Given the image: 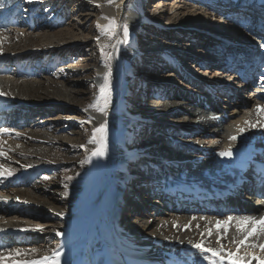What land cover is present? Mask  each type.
Segmentation results:
<instances>
[{"label": "bare ground", "instance_id": "obj_1", "mask_svg": "<svg viewBox=\"0 0 264 264\" xmlns=\"http://www.w3.org/2000/svg\"><path fill=\"white\" fill-rule=\"evenodd\" d=\"M208 1L152 0L150 4H153L154 7H150V5H145V0H111V2L110 0H32L31 3H27L25 0H0V56L7 52L21 53L29 50L32 52L39 50L44 54L50 53L52 50L63 52L67 48L75 46V43L77 44L80 40L91 36L87 19L92 14H94L95 21L101 31L105 29L106 24L110 23V20L114 19L124 21L130 28L144 27L147 23L162 25L164 28L158 29L156 33L167 37L165 49L154 46L153 50H149L143 44L141 48L134 45L128 46L122 51V59L131 60L142 57V59H159L164 63L171 61L169 65L164 64L163 69H153V77L167 85L183 88L184 92L190 94L205 93L210 97L211 110L209 102H204L201 105L194 103L192 107L196 109L208 107L210 111L214 112V115L221 117L222 112V117H226L224 125L231 130L230 133L228 132L229 134L225 133L224 129L215 130V120L210 117L208 123H203L200 130L195 131L196 129H194L195 132L190 133L186 139L182 140L183 145L178 148L181 154L170 162L171 168L176 167L177 170L174 174L167 175L162 185L157 187L158 189L150 190L152 198L149 201L153 204L150 209L152 213L148 216L142 215L138 222L130 225L128 219L132 218V215L127 212L128 214L123 215L124 218L128 215V219L123 223L126 229L123 230L120 226L112 228V235H119L122 240L133 239L137 246L147 251V264H213V261L215 264H230L227 259L229 252L243 257L244 264H249V262L250 264H260V261L252 259L253 256L264 261V251H261L259 247H248L250 244H264V235L249 236L245 244L240 246L239 252H237V244L233 242L242 238V231L237 230L239 221L236 218L253 217L257 221L264 218V197L259 200L255 195L254 200L246 201V199L249 200V196L241 198L240 195L234 197L231 193L230 195L225 194L229 182L243 169L246 157L253 156L257 151L256 160L264 157V111H257L258 106L264 108V47H261L263 43L257 32L244 28V23L251 21L249 17L246 14H239L248 11L250 2L257 1L258 5H262L264 0H235L234 3L221 2L223 1L221 0L215 5ZM70 6H74L73 9H69ZM250 10L254 11L253 8ZM223 11L229 15V17H225L224 25L228 30L235 29L231 33L232 36L226 41L220 42L217 51L210 52L208 57L204 58L205 61L189 57L188 53L197 49L199 44H204L202 40L205 37L201 33L199 36L198 31L209 25L210 27H207L209 29L221 28L213 22L212 16L220 15ZM208 12L212 16L207 14ZM238 15L239 17L236 18ZM104 17L109 19H104ZM261 22L262 19L257 24ZM200 25L202 27H199ZM167 27L171 28H169L170 35L164 31L168 30ZM92 37H95V40L100 43L107 39L106 33L100 35L99 32ZM244 37L250 40V44L242 46L241 40ZM208 40L207 38L206 42ZM159 49L160 52H158ZM115 56L116 51H114L113 59H109L113 64L116 63ZM173 56L174 59L171 58ZM164 58L171 59L164 60ZM177 61L181 62L179 66L171 69V64L173 65ZM106 68L107 64H104L99 67L98 71L102 73ZM240 70H244L245 74L236 78L235 72ZM117 76L118 70L114 65L116 81L118 80ZM238 83H244L247 89L237 91ZM225 89H229L230 93L225 92ZM222 92L228 96H224ZM235 92L237 95L234 98L231 95ZM219 96H222L221 102L223 103L217 107ZM241 96L247 97V100L241 101ZM14 98L5 91L4 95L0 96V108L2 107L8 112L6 118L11 121L6 124L4 122L6 118L4 120L0 118V130L7 128L11 132L18 129L20 127L19 119L32 118V114L36 112V109L29 104L18 103ZM221 109L224 110L221 111ZM82 110L80 113L82 116L85 113V115L88 114L87 110ZM105 120L104 117L101 124L106 122L108 125L109 121ZM170 120L177 122L175 119ZM239 129H244V131L240 132ZM183 130L191 131L186 126ZM7 135L9 132L0 131V145L4 140H7ZM232 136H236L237 139L232 140ZM229 149L232 151L231 158L220 155L221 152ZM217 163L220 165L218 166ZM112 179L108 173L107 191L111 186L116 188V191L114 190L115 193L117 192L115 199L118 200L116 203L119 205L121 202L120 193H126V186L123 185L122 188L121 182L114 183V185ZM161 187L164 188L162 193H160ZM195 187L204 190L199 192L198 198H204L209 193L206 190L213 187L221 194L222 199L217 202L212 197L203 203L209 202V204L195 209L199 204L190 196V193L195 192ZM107 191L86 215L81 216L78 223L72 222L63 232L61 230L59 233L62 235H57L58 231L54 232L50 229L40 231L39 243L45 239L47 241L54 239L60 245L59 259L62 256L69 257L59 264H73V261L85 263L87 247L95 231L98 235L100 234L102 239L101 249L105 254V256L103 255L104 262L117 264L114 259L116 253L114 245L107 238V231L110 230L107 229V225L104 226L106 223L104 201ZM184 199H188V202L184 203ZM11 200H14L11 194H5L0 190V229H2L0 236H10L9 241L13 242L20 235L21 227H17L16 222L11 219L10 215L15 212L5 210ZM53 202L52 199L38 200L34 202V206L37 211L51 215L57 212ZM170 202L176 207L166 210L167 203ZM217 204L219 205L217 206ZM21 214L25 215L26 211ZM33 216L34 218L40 217L35 214ZM230 216L234 219L228 221ZM225 221L228 222L225 223ZM242 227L256 232L259 225L243 223ZM225 229L227 230L225 231ZM37 230L39 231V229ZM207 230L211 234L204 233ZM217 240L220 243H217ZM190 241L202 243L213 250H220L223 245L222 254L225 255V259L221 261L218 257L212 256L210 252H198L200 250L193 248ZM173 252H176V257L172 256ZM39 255L41 256V254ZM45 257L49 258L45 264H52L54 256L47 255L35 260L12 264L42 262ZM0 264L7 263L0 262Z\"/></svg>", "mask_w": 264, "mask_h": 264}, {"label": "rangeland", "instance_id": "obj_2", "mask_svg": "<svg viewBox=\"0 0 264 264\" xmlns=\"http://www.w3.org/2000/svg\"><path fill=\"white\" fill-rule=\"evenodd\" d=\"M151 1L145 0V5L154 7ZM114 21V26L106 24L101 31L92 14L87 19L91 36L63 52L52 50L44 54L39 50H29L7 52L0 56V92L5 91L18 103H27L36 109L32 118L19 119L20 127L9 131L7 140L0 145V151L5 153L0 156V167L12 172L11 176L0 178V190L14 197L9 202L11 206L5 210L15 212L10 216L17 227L29 229L20 231L13 242L9 241L10 236H0L2 263L31 261L43 255L54 256L60 245L54 239L39 243L40 231L50 229L60 232L68 224L78 223L81 216L86 215L107 191V174L110 173L113 184L121 182V187L124 185L127 188L126 193H120L119 205L116 203L114 186L109 188L104 201V226L107 225L110 230L107 231V238L114 245V259L117 264H147V251L137 246L133 239L122 240L119 235H112L111 230L118 226L126 229L123 223L128 215L124 218V214L132 215L128 219L131 225L138 222L142 215L152 213L150 194L144 195L143 187L151 185L157 189L167 175L175 173L177 168H171L170 162L181 154L178 148L183 145L182 140L200 130L203 123H208L212 104L205 93L194 95L176 85H167L162 81L158 83L152 70L163 69L164 64L168 63L142 57L122 59V51L128 46L141 48L143 44L149 50H153L154 46L165 49L167 37L156 33L164 28L162 25L147 23L144 27L130 28L120 19ZM125 24L129 31L127 42H124L123 35ZM169 28L164 30L167 35L171 34ZM98 32L100 35L106 33L104 42H97L92 37ZM198 33L200 36L201 31ZM244 40L250 44L247 37L241 41ZM202 48L199 44L188 56L205 60L208 55ZM102 49L104 55L101 54ZM114 51L115 64L109 60L113 59ZM171 58L174 59V56ZM104 64H107V68L100 73L98 69ZM114 65L118 70L117 81L114 79ZM109 69L110 102L107 115H102L97 108L104 107V96L109 93L102 95L100 88ZM204 102H209L210 110L208 107H192L194 103L201 105ZM82 109L87 110L88 114L82 116ZM104 117L105 121H109L107 155L92 157L90 162L82 164L99 146L98 142H91L93 129L101 125ZM5 120L6 124L11 123L8 118ZM225 120L226 117L221 121L216 120L214 129H224L225 133H230L231 130L224 125ZM185 126L191 131L183 130ZM96 140L99 141L98 134ZM254 198L255 195H252L246 201ZM47 199H52L56 207L57 212L51 215L37 211L34 206L35 201ZM25 211L26 214L22 215L21 212ZM34 214L40 217L34 218ZM204 233L210 232L207 230ZM101 244V236L95 231L87 247L85 263L73 261V264H106ZM16 250L21 255L10 254ZM172 256L176 257V252ZM67 258L62 256L59 262Z\"/></svg>", "mask_w": 264, "mask_h": 264}, {"label": "snow or ice", "instance_id": "obj_3", "mask_svg": "<svg viewBox=\"0 0 264 264\" xmlns=\"http://www.w3.org/2000/svg\"><path fill=\"white\" fill-rule=\"evenodd\" d=\"M25 2L31 3L32 0H25ZM110 2H111V0H110ZM104 19H109V18L104 17ZM110 24L114 26L115 21L111 20ZM98 27H99V25H98ZM128 34H129L128 25L125 24L123 26L124 42H127ZM261 47H264V44H262ZM101 54L104 55L103 49L101 50ZM110 76H111V70L109 69L108 73L104 76L105 83L103 85H101V88H100V92L102 95L105 94L106 92L109 93L108 95L104 96V100H105L104 107L97 108V111H99L102 115H107L106 109H107L108 103L110 102V87H109ZM0 95H4V93L0 92ZM93 107H95V106H93ZM257 111L258 112L264 111V108H261L258 106ZM246 123H248V122H246ZM252 126L254 127L255 125H252ZM0 131L9 132L10 130L5 128V129H2ZM239 131L243 132L244 129H239ZM97 134L99 135V141L96 140ZM17 135H19V133ZM231 139L236 140L237 137L232 136ZM91 142L92 143L98 142L99 146L95 150L92 151L91 156L86 161H83L82 164L90 162L92 157H105L107 155L108 144H107V124H106V122L102 123L98 128L93 129V140ZM3 155H5V153L3 151H0V156H3ZM220 155L231 158L232 157V151L229 149L227 151L221 152ZM11 175H12L11 170H6V169H3L2 167H0V178H6V177L11 176ZM69 179H71V178H69ZM66 195H67V193L65 192V196ZM233 219L234 218L231 216L228 217V221H231ZM236 219L239 221V223L237 225V230L242 231V238L238 241H233V242L237 244V252H239L240 246L245 244V242L248 240L249 236H254L257 234L264 235V218H261L259 221H257L253 217H243V218H236ZM228 221H225V223H227ZM243 223H248L251 225H257L258 224L259 228L256 232H253L249 229H243V227H242ZM217 224L219 225L220 222L218 221ZM19 230L20 231H28L29 229L21 228ZM32 230H36V229H32ZM226 230L227 229H225V231ZM0 231H2V229H0ZM56 234L62 235L59 232H57ZM209 234H211V233H209ZM190 243H192V242L190 241ZM217 243H220V241L217 240ZM192 247L199 249L201 252H210L212 254V256L218 257L221 261H223L225 259V255L222 254L223 253V245H221L220 250H213L211 248L204 246L202 243H192ZM248 247H251V248L259 247L261 249V251H264V244H261V245L250 244V245H248ZM33 251H35V250H33ZM10 254L21 255L19 250H16L15 253H10ZM59 256H60L59 252L54 253V259L52 261V264H59ZM2 258L3 257L0 256V259H2ZM48 259H49L48 257H45L44 261H42V262L33 261L32 264H45V262H47ZM227 259L230 261V264H244V258L243 257L235 255L231 252L227 253ZM252 259L260 261V264H264V261H262L259 257L253 256ZM213 264H215V261H213ZM249 264H250V262H249Z\"/></svg>", "mask_w": 264, "mask_h": 264}]
</instances>
